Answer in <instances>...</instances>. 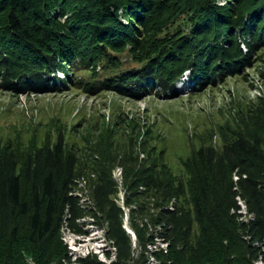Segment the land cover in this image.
Masks as SVG:
<instances>
[{
	"label": "trees",
	"instance_id": "16d2710c",
	"mask_svg": "<svg viewBox=\"0 0 264 264\" xmlns=\"http://www.w3.org/2000/svg\"><path fill=\"white\" fill-rule=\"evenodd\" d=\"M262 49L264 0H0V88L15 96L78 85L87 70L89 92L178 98L185 75L191 94L201 92ZM124 52L138 67L123 69L115 56ZM253 126L220 134L219 147L193 149L179 178L165 165H132L126 204L135 206L136 251L107 178L92 187V210L81 203L78 162L63 136L0 148V264H106L69 256L63 233L86 235L87 216L116 250L110 264H264V143ZM159 243L166 249L149 250Z\"/></svg>",
	"mask_w": 264,
	"mask_h": 264
},
{
	"label": "rangeland",
	"instance_id": "374dc122",
	"mask_svg": "<svg viewBox=\"0 0 264 264\" xmlns=\"http://www.w3.org/2000/svg\"><path fill=\"white\" fill-rule=\"evenodd\" d=\"M116 55L123 69L138 67L128 52ZM95 72L103 78L101 67ZM57 77L65 78L62 72ZM188 77L177 83L182 94L170 99L154 93L124 99L111 91L89 92L85 83L94 77L87 70L76 75L75 83L80 84L60 91L15 96L0 88V148L12 145L25 150L55 145L63 136L66 151L78 162L76 195L81 203L90 209L92 187L99 176L107 178L117 187L112 199L124 213L123 226L136 251V237L130 227V210L135 206L126 204L132 200L128 192L131 167L161 169L165 165L175 177H182L183 164L193 149L219 147L220 134L247 133L257 119L255 127L264 143V49L254 55L245 70L201 92L191 94L193 84ZM117 155L118 162L108 164ZM184 206L189 209L186 202ZM80 223L86 235L63 233L72 261L97 256L103 263L114 262L116 250L106 239L100 220L87 216ZM159 249H166V245L149 248Z\"/></svg>",
	"mask_w": 264,
	"mask_h": 264
},
{
	"label": "clouds",
	"instance_id": "9594fccd",
	"mask_svg": "<svg viewBox=\"0 0 264 264\" xmlns=\"http://www.w3.org/2000/svg\"><path fill=\"white\" fill-rule=\"evenodd\" d=\"M59 74V73H58Z\"/></svg>",
	"mask_w": 264,
	"mask_h": 264
}]
</instances>
